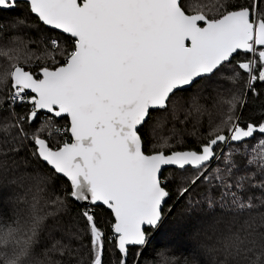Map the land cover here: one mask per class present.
I'll list each match as a JSON object with an SVG mask.
<instances>
[{
	"label": "snow or ice",
	"instance_id": "1",
	"mask_svg": "<svg viewBox=\"0 0 264 264\" xmlns=\"http://www.w3.org/2000/svg\"><path fill=\"white\" fill-rule=\"evenodd\" d=\"M0 264H264V0H0Z\"/></svg>",
	"mask_w": 264,
	"mask_h": 264
},
{
	"label": "trees",
	"instance_id": "2",
	"mask_svg": "<svg viewBox=\"0 0 264 264\" xmlns=\"http://www.w3.org/2000/svg\"><path fill=\"white\" fill-rule=\"evenodd\" d=\"M169 203H171V201H169ZM21 207H23V206H21ZM165 207H167V205H165ZM172 225L173 224H171L169 221H165V223L163 225H161L160 233L157 234L156 240L154 241V243L157 244L158 251L163 250V248H164L162 241H161V238L163 236L170 235L173 230H175L176 239L181 240L180 229L177 227L178 224L174 226V229H172ZM193 243L194 242L191 240H186L184 243H181V246L179 248V252H182L185 254L190 253ZM168 258L171 259V254L168 255ZM200 259L202 260L203 258L201 257ZM157 260H160L159 256L157 257Z\"/></svg>",
	"mask_w": 264,
	"mask_h": 264
},
{
	"label": "rangeland",
	"instance_id": "3",
	"mask_svg": "<svg viewBox=\"0 0 264 264\" xmlns=\"http://www.w3.org/2000/svg\"><path fill=\"white\" fill-rule=\"evenodd\" d=\"M174 226L175 225H172V229H174ZM177 227H178V225H177ZM179 228V227H178ZM178 241H181V240H178ZM186 240H184V241H182V243H184ZM175 250V249H174ZM170 254V252H168V251H165V257H167L168 258V255ZM163 257H159V259H162Z\"/></svg>",
	"mask_w": 264,
	"mask_h": 264
}]
</instances>
